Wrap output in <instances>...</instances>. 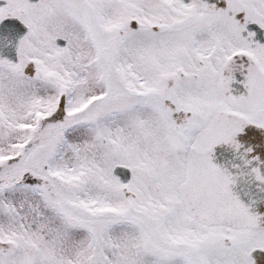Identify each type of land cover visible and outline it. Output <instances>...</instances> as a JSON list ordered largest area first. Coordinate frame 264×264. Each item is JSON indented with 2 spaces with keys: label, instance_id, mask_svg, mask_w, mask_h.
Masks as SVG:
<instances>
[{
  "label": "snow or ice",
  "instance_id": "obj_1",
  "mask_svg": "<svg viewBox=\"0 0 264 264\" xmlns=\"http://www.w3.org/2000/svg\"><path fill=\"white\" fill-rule=\"evenodd\" d=\"M0 264H264V0H0Z\"/></svg>",
  "mask_w": 264,
  "mask_h": 264
}]
</instances>
